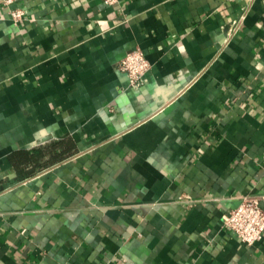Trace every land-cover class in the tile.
I'll return each mask as SVG.
<instances>
[{
	"label": "crops",
	"instance_id": "obj_1",
	"mask_svg": "<svg viewBox=\"0 0 264 264\" xmlns=\"http://www.w3.org/2000/svg\"><path fill=\"white\" fill-rule=\"evenodd\" d=\"M0 0V264H264V0ZM239 28L233 31L236 22ZM139 47L146 81L118 61Z\"/></svg>",
	"mask_w": 264,
	"mask_h": 264
},
{
	"label": "built area",
	"instance_id": "obj_2",
	"mask_svg": "<svg viewBox=\"0 0 264 264\" xmlns=\"http://www.w3.org/2000/svg\"><path fill=\"white\" fill-rule=\"evenodd\" d=\"M13 0H4L8 15L16 25L25 18L26 10L21 7H12ZM113 4L117 0H104ZM241 21L236 22L233 31L237 30ZM118 69L124 73L129 87H140L146 81V73L150 62L139 47H133L117 63ZM223 224L232 230L238 239L247 245H252L264 236V210L260 205V197L253 194H244L240 197L237 206L230 209Z\"/></svg>",
	"mask_w": 264,
	"mask_h": 264
}]
</instances>
